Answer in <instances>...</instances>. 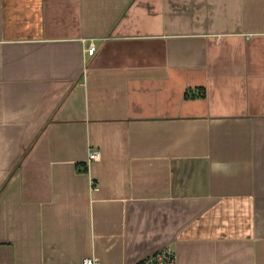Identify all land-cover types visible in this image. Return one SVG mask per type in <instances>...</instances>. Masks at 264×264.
Wrapping results in <instances>:
<instances>
[{
	"label": "crops",
	"instance_id": "obj_1",
	"mask_svg": "<svg viewBox=\"0 0 264 264\" xmlns=\"http://www.w3.org/2000/svg\"><path fill=\"white\" fill-rule=\"evenodd\" d=\"M168 246L264 264V0H0V264Z\"/></svg>",
	"mask_w": 264,
	"mask_h": 264
},
{
	"label": "built area",
	"instance_id": "obj_2",
	"mask_svg": "<svg viewBox=\"0 0 264 264\" xmlns=\"http://www.w3.org/2000/svg\"><path fill=\"white\" fill-rule=\"evenodd\" d=\"M96 47L93 43L90 44L88 52L90 55H94ZM101 158V153L99 151L93 150L89 156V162L97 161ZM81 264H99L96 258L86 257L82 260ZM138 264H177L176 254L172 247L168 246L160 251L144 258Z\"/></svg>",
	"mask_w": 264,
	"mask_h": 264
}]
</instances>
